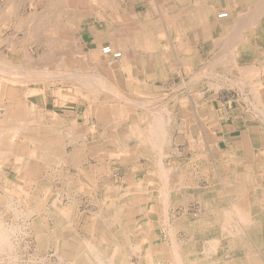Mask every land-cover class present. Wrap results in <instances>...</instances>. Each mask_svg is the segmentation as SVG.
I'll list each match as a JSON object with an SVG mask.
<instances>
[{
	"label": "rangeland",
	"instance_id": "374dc122",
	"mask_svg": "<svg viewBox=\"0 0 264 264\" xmlns=\"http://www.w3.org/2000/svg\"><path fill=\"white\" fill-rule=\"evenodd\" d=\"M54 1L64 2L61 7L64 6L65 11L59 8V3L56 6ZM230 2L234 1L0 0V65L2 64L0 71L3 72L0 73V87L5 88L0 91V125L3 131L2 137L8 141H12L13 138L15 145L14 152L8 151L7 157L0 158V223L8 231L7 236L11 240H7L10 244L9 249L7 254L3 255V259L0 258V264H87L63 257L55 252L54 246L42 244L37 236L36 222L40 221L42 226L48 229L47 233L57 225V217L48 212L50 205L54 203L59 208L69 209V226L79 236L87 235L92 228L110 226V222L104 220L112 216L104 210L106 208H103V202L110 203V200L106 199L108 195L104 188L111 185L123 186L125 189L129 186L127 176L134 175L137 178L149 176L152 169L148 168L163 159L162 156H157L155 161L156 156L147 157L143 148L138 146V139L127 134V131L130 132L129 128L133 126L132 122L136 120L140 128L141 126L145 128L144 125L148 124L151 116L155 114L158 117L166 116V127L167 131L169 130L167 137L170 140L168 145L176 149L172 151L174 156H171V159L181 162L180 167L183 170L179 173L186 180V187L182 191L180 189L177 192L173 191L176 192L174 199L180 201L179 207L176 206L175 210L170 207L169 217L170 221L173 220L160 228L161 233L166 229H174L181 242H188V232L180 224L188 216L195 218L193 214L201 208L199 199L191 194L194 192L190 186V176L193 179L201 177L199 180L203 181L206 187L205 177L213 175L221 187V174L227 172V167L230 166L231 170L236 169L237 172L240 170V174L245 173L252 180L260 177L258 182L251 180L248 183L249 189L263 190L264 143H262L263 147L258 146L261 143H253L261 152L260 158L256 155L259 150L252 149V152L242 145L251 148V143L245 141V134L251 133L250 128L253 125L259 136L264 139V52H261L259 45H255L259 40L261 27L264 29V18L257 17V20H253L249 25L251 27L246 26L243 29L245 34H254V38H248H251V44L255 47H245L246 49L239 45L240 42L233 43L235 45L232 46L231 37H227L229 30L217 29L206 34L205 22L199 18V7L205 6V3L215 5L217 12L225 10ZM241 2L242 0H237L238 5L233 9L237 15L240 12L247 13L249 10L244 8L242 10ZM67 9L69 12H66ZM195 12L196 18L193 16ZM113 14L116 20H113L111 32H107L111 24L107 19ZM132 25L140 31L136 33L134 41L132 40V46L136 47L140 63L137 69L132 66L130 68L125 62L111 68L107 63L108 58L97 56L93 49H97L101 41L102 45L113 43L114 50L131 51L130 45H124L120 32L127 33ZM139 25L141 27H138ZM228 38L230 47L227 44ZM225 46L229 48L226 50ZM217 55L219 59H223L218 60ZM222 55L225 57H221ZM215 58L218 63L215 62ZM250 67L255 68L249 71ZM13 68L17 72L13 73ZM235 68L243 70V73L236 74L233 72ZM247 68L249 72L245 73ZM25 69L29 70L25 72ZM91 71L97 74V79L101 77L100 80L104 82L101 84L99 81L92 82L87 79L85 82L88 84L84 86L87 96L78 95L77 83L85 84L80 78L84 79V75H90ZM133 71L137 72L138 80L132 79ZM31 73L36 77L35 79L34 76H28ZM36 73L42 77L35 75ZM92 73L91 75H94ZM75 77H79L77 81ZM9 86H15L18 93L24 90L27 94L11 96L8 93ZM36 87L40 89L36 90ZM93 90H97L98 93ZM255 90L257 93H254ZM260 92L262 95L257 99V94ZM40 97L43 101L36 102L35 100L41 99ZM205 100H210L214 105L210 103L212 105L210 112L207 111L202 115L200 105ZM14 103L19 104L23 110L25 108L26 111L21 114L22 118L15 119L12 116L15 109L17 111L15 113H18L16 105L12 106ZM101 106L105 113L102 118L98 116L96 110ZM75 110L78 113L74 117ZM156 116L155 118L158 119ZM106 117L113 118V126ZM75 118L79 119V125L75 124ZM213 119L217 121L218 128L211 136L206 137L201 123L204 124L203 122L207 120L206 122L211 124ZM70 122L72 123L70 129L73 132L69 136H66L68 134L64 131L57 133L58 129L67 130ZM190 122L196 125L195 132ZM38 124L48 125V131L54 132L50 135L48 145L41 142L42 138L38 137L40 135L33 133L36 130L33 131L32 125ZM53 124L61 126L53 128ZM113 127L116 132L113 131ZM235 129H243V135L235 133ZM188 134L194 135L196 141L190 142ZM35 138L38 142L34 141V143L30 140ZM234 140L239 141L240 144H234ZM216 141L219 151L212 148ZM208 142L211 145H208ZM37 143H40L39 146L36 145ZM120 143L122 145H119ZM230 145H234L236 149L234 146L227 148ZM120 146L124 148L121 149ZM226 159L230 161V165ZM79 160L82 164L77 165ZM223 162L226 165H221ZM35 165L39 166L37 172L33 173ZM219 166V169L223 170H217ZM230 187L234 188V185L231 184ZM261 202L264 206V197ZM160 217L166 220L163 214ZM127 218L128 215L124 216V220ZM174 220H177L176 223ZM140 239L134 243L135 251L129 250L130 248L122 250V255H125L122 256L123 258L130 259L133 263L138 262L140 256L136 251L140 252L142 250L140 245L143 242V246L147 243ZM108 247H111L110 250L114 248L112 245ZM109 249L106 248L108 251ZM229 263L239 264L234 259Z\"/></svg>",
	"mask_w": 264,
	"mask_h": 264
},
{
	"label": "bare ground",
	"instance_id": "6f19581e",
	"mask_svg": "<svg viewBox=\"0 0 264 264\" xmlns=\"http://www.w3.org/2000/svg\"><path fill=\"white\" fill-rule=\"evenodd\" d=\"M233 1L234 2L228 3L229 5L226 4L227 5V9L222 10V11H219L218 10L217 12H216V8L213 5L211 6V5H205L204 4L205 6H203L201 8L199 7V9H200V11H199V15H200L199 18H202V20L205 22V28H204L205 33L207 32V28L209 27V21L212 20V19H214L215 16L217 17V19L218 18L219 19H221V18H226L227 19V18H230L231 14H234L235 13V10H233V9L235 7H237L238 4L236 3L237 0H233ZM256 1L257 0H242V2H241L242 5H243L242 10L246 6H248V9L249 10L250 9H253L252 8L253 3L256 2ZM260 2H261L260 0L257 1V4L260 3ZM54 3H55L56 6L59 3L58 4V6L60 5L59 8L62 5H64V2H61V1H54ZM257 7H260V6H256V8ZM64 8H65L64 6L61 7V9L63 11H65ZM191 9L193 10V8H191ZM254 9H255V7H254ZM67 10H66V12H69V10L68 11ZM250 12H252V11L250 10ZM250 12L247 13V14H250ZM244 13L246 14V12H244ZM244 13L243 12H240L239 15H237L236 13L234 15H236V17H237L236 19L239 18V20H241L244 17V15L243 16H241V15L244 14ZM255 13H257V12H255ZM258 13L260 15L261 14V10ZM258 13H257V15H258ZM262 14H263V12H262ZM253 15L255 17V14H253ZM114 16L115 15L113 14V16L111 15V18L109 17L110 19H107V20H109V24L111 23L110 26H109V29L107 30V32H109V31L111 32V30H112L113 20L114 19L116 20V18H114ZM193 16H195L194 18H196V12L194 13ZM112 17H113V19H112ZM251 19H249V20H251ZM203 21H202V23H203ZM243 21H245V20L243 19ZM243 21H240V22H243ZM237 22H239V21H237ZM237 22L234 21V23H237ZM215 23H216V21H215ZM243 23H245V22H243ZM138 24H140V23H138ZM211 25L212 24L210 23V26ZM240 26H239V24H234L233 25L232 22L227 21V23L223 26L224 28L221 29L220 26H217L218 27L217 29H219V30H229V34L227 35V37H231V41L230 42L232 44L233 43H236L237 44V43L240 42L239 45L244 47V46L247 45V38H246L247 35H244L243 32H241ZM22 27H24V26H22ZM138 27H141V26L139 25ZM241 27H243V26H241ZM129 28L130 29H129V31L127 33L120 32V35L122 36L120 38L122 40H124V42H125L124 45L125 46H127V44L131 46V49H132L131 51H128L126 49H122V50L120 49L119 51L118 50H114L113 45H112L113 43L111 45L110 44L102 45V42L101 41L98 43L97 49H93V52L97 56H99V57L104 56V57H107L108 58L107 63L111 66V68L118 67V65H120L121 62H125L127 65H129L130 68H131V66H132V68L133 67L136 68L138 66V64L140 63V57L137 54L136 47H134V45L132 46V43H133L132 40L134 41L135 36H137L136 33L137 32L139 33L140 31L137 29L136 26L133 27V25L131 27H129ZM225 32H228V31H225ZM200 34H201V32H200ZM148 35L150 36V34H148ZM245 40H246V42H245ZM44 43L46 44V42H44ZM100 43H101V45H100ZM227 44L229 45V38H228V43ZM234 45L235 44H233L232 46H234ZM107 47L108 48H111V51L110 52L105 51V50H107ZM229 47H230V45H229ZM228 48L226 47V50ZM244 49H245V47H244ZM25 52H27V51H25ZM226 53H227V51H226ZM226 53H224V54H226ZM47 54L48 53H46V55ZM219 55H217V58L219 57ZM223 55L221 57H225ZM229 56H228V58H229ZM111 57H112V59H111ZM217 58H215V62H216ZM220 59H223V58H220ZM220 59L218 58V60H220ZM224 60H222V61H224ZM148 61H149V59H148ZM225 61H227V60H225ZM113 63H115L114 66H113ZM216 63H218V61ZM224 65H225V63H224ZM252 66H254V65H252ZM15 68H16V66H15ZM15 68L12 69L13 70L12 71L13 73L17 72L16 71L17 68L16 69ZM155 68H157V67L155 66ZM229 68H230V66H229ZM251 68H255V67H250L249 68V71H250ZM150 69H151V67H150ZM235 69H233V72H235L236 74L238 73V74L241 75V73H243V70H240V69H236L235 70ZM243 69H245V67ZM27 70H29V69H27ZM27 70L25 69V72H27ZM19 71L20 70H18V72ZM36 71H38V70H36ZM247 71H248V68H247V70H246L245 73H248L249 72V71L248 72ZM1 72L2 71H0V73ZM87 73H89V72H87ZM91 73H92V71H91ZM91 73H90V75L88 74V76L84 75V79L83 78H80V79L84 80L83 83L85 81H87V79L88 80H91L92 82L99 81V83H101V84H102V82H104L102 79L100 80L101 77L99 79H97V74L95 75L94 73H92L94 75H91ZM136 73L137 72L133 71V73L131 74V77H133L132 79H137L138 80L139 76ZM31 74H28V76L29 77L30 76L33 77L34 75L33 74L31 75ZM194 74H196V73H194ZM18 75H17V77H18ZM35 75H39L40 76V74H37V73ZM41 75H42V73H41ZM45 75H43V77ZM4 76H6V75H4ZM40 77H42V76H40ZM56 77H57V75H56ZM79 77H75L76 78V81H77V79ZM35 78L36 77L34 76V79ZM40 79H44V78H40ZM240 81H242V80H240ZM27 82H29V81H27ZM243 83H245V82L243 81ZM87 84H88L87 82H85V84H82L80 82L77 83V86H78V88H77V91H78L77 94H79V95L82 94V95L87 96L86 95V92H85V88L86 87L84 88V86L85 85L87 86ZM98 84H95V85H98ZM212 85L213 84H211V87H212ZM80 86H82V87H80ZM4 89H5L4 87L3 88L0 87V91L1 92ZM38 89H40V88L39 87H36V90H38ZM94 89H96V88H94ZM17 90L18 89L15 86H9L8 87V93L11 96H13V95L16 96L18 94L19 95H26L27 94L24 90L22 92H20V93H18ZM87 90H89V89H87ZM256 91L257 90H255L254 93H257ZM93 92L96 93L97 90H93ZM196 94H198V93H196ZM46 95H48V94H46ZM257 95H258V98H257ZM257 95H255L256 98L257 99H260L262 93L260 92ZM46 98H47V96H46ZM210 103H211L210 100L202 101V103L200 105V114L205 113L207 111L210 112L209 111L210 107L212 105H214L213 103H211L212 105ZM261 103H262V100H261ZM14 105H16V108L18 110V113L17 114L15 113V112H17L16 109H15L14 113H12V116L15 117V119L22 118L23 115H21V114H22V112L26 111L25 108L23 110L22 107H19V104H15L14 103L12 106H14ZM185 105H186V103H185ZM141 108L144 110L143 107H141ZM103 109H104L103 106H101L100 108H98L97 109L98 110V113H101L102 114L103 113ZM195 110H194V112H195ZM197 112L199 113V109L198 108H197ZM145 113L146 112H144V114ZM202 115H204V114H202ZM155 116H156V114H155ZM155 116L154 115L151 116L150 121L148 122V124L144 125L145 128L142 127V126L140 128V126H139L140 124L137 123L136 120H135V122H132L131 123L133 125L131 128H129L127 126L130 129V132L127 131V134L132 135V137L135 138V139H138V146H141L143 148L144 152L147 154L146 155L147 157L153 158V156H156V157H154L155 158L154 159L155 161L157 160L156 159L157 156L158 157H161L162 156L163 159L162 160L159 159L160 161H156L154 163L155 166L148 168V169H152V172H151V174L149 176L147 175V176H144L143 178H141L142 176L139 177V178H137L134 175L127 176L126 179H127V182L129 183V186H127V188L125 187V189H123L124 188L123 186L113 187L111 185L106 186L104 188L105 189L104 191L108 195L106 197V199L110 200V203L103 202V208H106L104 210H107V212L110 215H112L111 217H107V218L105 217L106 219H104V220H107L108 222H110V226L104 228V225H103V226H99L97 229L92 228V231L90 233H88L87 235L79 236L78 233H76V231H74L73 228L71 230V228L69 226V224H70L69 223L70 222L69 221L70 220V217H69L70 216L69 209L68 210L67 209L65 210V209H62V207L59 208V207H57L56 204L53 203L52 205H50L51 208H49V211L48 210L47 211L49 213H52V215H54L55 218L57 217V225L55 227H52V229H50V231L47 233L46 231L48 229H45L42 226V224H41L40 221L36 222V232H37V236L39 237V240L41 239L42 244H48V245H50L52 247L54 246L55 249H56L55 252L56 253L58 252L59 255H61L63 257H68L69 259H71L73 261H77V262L78 261H81V262H85L87 264H230L229 262H231L233 259L236 260L239 264H264V211H263V207L264 206H262L263 205V203H262L263 201L261 202V200L264 197V193H263L264 188L262 187L263 190L261 189V191H259L258 189H253V190L252 189H249L250 188V185L248 183H250V181L252 180L251 177L248 176L245 173L244 174H240L241 173L240 170L238 172H237L236 169L235 170H233V169L231 170V167L230 166L227 167V172H222V174H221V178H220V180H221V182H220L221 187L219 186V183L216 182L217 180L214 179L213 175L212 176H206L205 177L206 185H207L206 187L204 186L203 181L199 180L201 177L200 178L193 179V177L190 176L191 177V178H189L190 186H192L191 188H192V191L194 192V193H191V194L194 195V198L197 197L199 199V203H201V208H200V210L196 214H193V216L195 218H193L192 216H188V217H186V220H184L182 222L180 220H182L184 218H182V219L179 220L181 222V224L180 223L179 224L181 226H183V228L185 227L186 230H187V232H188V234L186 233L187 235H189L188 242H184V243L181 242L182 240H180V238L178 239V236H177L176 231L174 229H166L165 230L166 231V234H165V231H164V233L163 232L162 233L160 232V228L165 227L164 224H166L167 222H171L173 220L172 219L170 221V217H169L171 215V214L169 215V211H171L170 207L173 210H175L176 209V206H178V203L180 201L177 202L174 199V198H176L174 195L176 194L177 190L180 189V191H182L183 188L186 187V185H185L186 180L183 179V177L179 173V172H181L183 170V169L181 170V167H180L181 166V162H178V160H176V159L175 160H172L171 159V156H174V153L172 151L173 150H176V149H174L170 145H168V143H169L170 140L168 138L169 137V133H168L169 130L167 131L168 128L166 127V122H167V121H165L166 116H163V120L160 119L161 117L159 118L160 119L159 120V119L155 118ZM156 117H158V116H156ZM167 117H168V115H167ZM106 119L110 123L111 119L110 118H107V117H106ZM206 121L203 122L204 124L201 123V125L203 126L205 135L207 137V135L208 136L209 135L211 136V134H213L214 131H216V128H218L217 127L218 126V123L214 119H213V122H211V124L208 123V122H206ZM190 123H191V126H193L192 127L193 128V131L195 132L196 131V128H195L196 125L194 126V124L192 122H190ZM41 124L32 125L33 126L32 127L33 131L36 130L33 133H36V135H40L38 137L42 138V141L41 142L43 144L48 145V143L50 141V135L51 134H54V132L48 131V128H49L48 125H41ZM69 124H71V123H69ZM111 124H113V123H111ZM197 124H199V123H197ZM56 126L59 127L61 125L59 124V125H56ZM19 128H21V126H19ZM252 128L253 127H251V129ZM112 129H114V127ZM53 130H57V129H53ZM30 131H31L30 133H32V130H30ZM61 131L62 130H59L58 129L57 130V133H62ZM68 131H69V129H68ZM113 131H115V129ZM201 131H202V129H201ZM246 132H244V133H246ZM57 133H55V134H57ZM109 133H111V132H109ZM191 133H193V132L191 131ZM242 133H243V130H242V132H240V136H241ZM189 134H190V131H189ZM2 135H3V131H2V128H1V125H0V158L3 159L5 157H7L6 155H7L8 151L14 152V150H15L14 146L15 145L13 144V140H14L13 138H12V141H8L4 137H2ZM259 135L260 134L257 133V130L256 129L253 132H251V133L245 134V141L247 142V140H249V141L251 140V142H249V143H251V148H250V146H246V145H242V146L243 147L245 146V148H247V150H250L251 149L250 151H252V149H253V151H255V149L256 150H259L256 146H254L255 144L253 145L254 142L261 143L258 146H262V143H264L263 137H260ZM66 136H69V134L66 135ZM126 136H124V137H126ZM189 136H190V142H193V140H195L194 135L193 136L189 135ZM199 136L201 137V134ZM30 140L31 141L33 140V142L34 141L35 142H38V140L36 138H35V140L34 139H30ZM7 141H8V144H7ZM245 141H244V143H245ZM187 142H188V140H187ZM217 143H218V141H216L215 143H213L214 144V147L211 146L213 148V150H215V151H219L218 148H217L218 147L217 146ZM233 143L234 144L235 143L240 144L239 141H237V140H234ZM39 144L40 143H37L36 145L39 146ZM195 144H196V142H195ZM205 144H207V143H205ZM8 145H9V147H8ZM119 145H122V144L120 143ZM197 145H198V143H197ZM208 145H211V144L208 142ZM233 146L230 145V146H227V148L228 147L229 148H233ZM122 147H121V149H122ZM234 148H235V146H234ZM239 148H240V146H239ZM34 150L35 149H33V151ZM227 152H228V150H227ZM256 152H258V151H256ZM214 153H216V152H214ZM39 154H40V152H39ZM210 154H209V156H210ZM260 154H261V152L259 150V152L256 155L259 156V158H260ZM193 155H195V154H193ZM234 155H232V156H234ZM70 158H68V159L70 160ZM202 158H204V157H202ZM220 158H221V156H220ZM170 159L172 161L171 163L169 162ZM198 159H199V157H198ZM227 159H228V156H227ZM238 159H240V158H238ZM250 159H251V157H250ZM122 160H124V159H122ZM212 160H213V158H212ZM69 162L72 163L71 160ZM224 162H225V160H224ZM224 162L221 165H226ZM226 162L227 163L229 162V165H230V161L227 160ZM80 163H81V161H80ZM48 164H50V163H48ZM37 166H39V165H35L34 166L33 173H36L37 172V170H38V167ZM100 166L103 167L102 165H100ZM243 167H244V165H243ZM202 168H203V166H202ZM219 168H220V166L217 167V170H223V169H219ZM206 170H208V168ZM217 179H218V177H217ZM259 179H260V177H258L257 179H254L253 178V180H256L257 182L259 181ZM257 182H256V184H257ZM231 184L234 185V188H231L230 187ZM256 187L258 188L259 186H256ZM249 190H250V193H249ZM173 191H176V192L173 193ZM230 193H232V194H230ZM191 198H193V197H191ZM177 199H179V198H177ZM125 202H126V204H125ZM127 206H129L128 209H127ZM185 207H187V206H185ZM166 208H167V210H166ZM185 211L188 212L187 209ZM162 214H163V217L164 216L166 217V220H165V218H163L164 220H162V217H160ZM123 215L124 216L128 215L127 220H124V216ZM174 221L176 223L177 220H174ZM174 221H173V223H174ZM7 233H8V231L5 230L4 226L0 223V258H2V259H3V255L5 256L7 254V251L9 249V245H10L9 242L7 241V240L10 239V238H8ZM139 238H141L142 240H145V242H147V243H145L144 246H143V243L144 242L142 241L143 243L140 245V246H142V250L140 252L139 251H136V254H138V256H140V258H139L138 262L133 263L130 259H126V258H123L122 257L124 255V254L122 255V250H124L126 248H130L129 250L135 251L134 250L135 249L134 243L135 242H138L137 240H139ZM9 241H11V240H9ZM107 245L108 246H111L112 245L114 247L113 250H110L109 248H111V247H108ZM145 245H146L147 248H145ZM106 248H108L109 251L106 250ZM140 249H141V247H140ZM109 252H112V253H109ZM73 261H72V263H73ZM44 264H46V263H44Z\"/></svg>",
	"mask_w": 264,
	"mask_h": 264
},
{
	"label": "crops",
	"instance_id": "0c3cea01",
	"mask_svg": "<svg viewBox=\"0 0 264 264\" xmlns=\"http://www.w3.org/2000/svg\"><path fill=\"white\" fill-rule=\"evenodd\" d=\"M257 1H259V0H257ZM257 1L254 2L255 4L253 3V6L255 7V9H254V7L252 6L253 9H250L252 12H250V10H248L247 13L250 12V14H247V13H246L247 15H246L245 13L242 14L241 16L244 15V17H243L242 19L240 18L241 20H239V18L236 19L237 17H236V15H234V14H235L234 12H233L234 14H231L230 18H227V19H226V18H221V19L218 18V19H217V17L215 16L214 19H212V20L209 21V27L207 28V32H206V34H210L211 31H213V32L216 31L217 28H218L217 26H220L221 29L224 28L223 26L227 23V21L232 22L233 25H234V24H239V26H240V25L243 26V27L240 26L241 31H242L246 26H247V27H251V26H249V25L251 24L250 22H252V21L255 20V19L257 20V16L259 15L258 12L261 10V14H262V12H263V14H264V10H263V9H264V0H263V1L260 0L262 3H261V2L258 3L259 5L257 4ZM262 4H263V5H262ZM205 5H211V6H212V4H210V3H205ZM213 6L216 7L215 5H213ZM256 6H260V7H257V8H256ZM262 6H263V7H262ZM258 8H259V9H258ZM226 9H227V8H226ZM244 9H248V6L244 7ZM255 12H257L258 15H257V13H255ZM253 14H255V17H254ZM261 14L258 16V18H260V16H261L262 18H264L263 14H262V15H261ZM250 15H251V16H250ZM256 15H257V16H256ZM247 17H248V18H247ZM252 17H253L254 19H253ZM234 18H235V19H234ZM246 18H247V19H246ZM251 18H252V19H251ZM233 19H234V20H233ZM243 19H244L245 21H243ZM249 19H251V20H249ZM215 21H216V23H215ZM234 21H235V22H237V21H239V22H240V21H243V22H245V23H243V22H240L241 24H240L239 22L234 23ZM210 23L212 24L211 26H210ZM223 24H224V25H223ZM244 24H245V25H244ZM247 24H248V25H247ZM259 24H261V23H259ZM216 25H217V26H216ZM212 26H213V27H212ZM209 28H210V29H209ZM215 28H216V29H215ZM261 28H262V29H261L260 35L258 36L259 40H258L257 43H255V45H257V46L259 45V46L261 47V50L264 52V29H263V27H261ZM209 32H210V33H209ZM242 32H243L244 35H247V36H246V38H247V45L244 46V47H247V48H248V47H250V48L255 47V45L250 44V43H251V38H254V37H253V34H249V33H248V34H245L244 31H242ZM248 36L251 37V38H248ZM260 38H261V39H260ZM245 42H246V40H245ZM250 48H249V49H250ZM245 49H246V48H245ZM262 51H261V52H262ZM78 95H79V94H78ZM37 97H38V96H37ZM31 98H32V97H31ZM40 98H41V97H40ZM43 98H44V97H43ZM44 99H45V98H44ZM33 100H34V99H33ZM38 100H39V101H38ZM46 100H47V98H46ZM46 100H44V101H46ZM35 101H36V102H40V101H43V100H42V98H41V99H37V100H35ZM85 110H87V108H86ZM96 110H97V109H96ZM52 111H53V109H52ZM73 113H74L73 116L75 117V116L77 115L76 113H78V112L75 110V112L73 111ZM97 114H98V116H99L100 118H102L103 116H105V113H102V114H101V113H98V110H97ZM160 117H161V118H160ZM109 118H110V117H109ZM159 118H160L161 120H163V117H162V116H159L158 119H159ZM110 119H111V121H110L109 124H110L111 126H113V124H111V123H113V118L111 117ZM160 119H159V120H160ZM78 120H79V119H78ZM78 120H76V118L74 119V122L76 121V122H75L76 125H79ZM70 123H71V122H70ZM71 126H72V123L69 124V127H68L69 131H68V129H67L66 131H65V130H62V131H64V133H66V134H71V133L73 132V131L70 129ZM52 127L55 128V127H57V126H55V125L53 124ZM251 127H253L252 129L250 128V129H251V132H253L256 128H254V125L251 126ZM244 129H246V128H244ZM242 130H243V129H242ZM242 130H237V129H235V133L240 134V132H242ZM62 131H61V132H62ZM52 132H53V131H52ZM70 132H71V133H70ZM80 132H81V131H80ZM78 134H79V133H78ZM250 141H251V140H250ZM250 141L247 140V143H249ZM81 162H82V161H81ZM79 163H80V162H78V163H76V164L79 165ZM80 164H82V163H80Z\"/></svg>",
	"mask_w": 264,
	"mask_h": 264
},
{
	"label": "built area",
	"instance_id": "2783aa9c",
	"mask_svg": "<svg viewBox=\"0 0 264 264\" xmlns=\"http://www.w3.org/2000/svg\"><path fill=\"white\" fill-rule=\"evenodd\" d=\"M105 51L110 52V51H111V48H108V47H107V50H105Z\"/></svg>",
	"mask_w": 264,
	"mask_h": 264
}]
</instances>
